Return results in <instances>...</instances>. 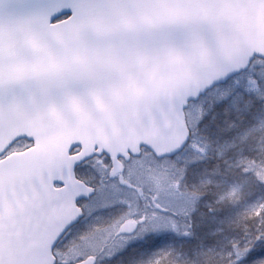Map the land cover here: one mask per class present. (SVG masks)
Here are the masks:
<instances>
[{
	"label": "snow or ice",
	"instance_id": "1",
	"mask_svg": "<svg viewBox=\"0 0 264 264\" xmlns=\"http://www.w3.org/2000/svg\"><path fill=\"white\" fill-rule=\"evenodd\" d=\"M0 264H264V0H0Z\"/></svg>",
	"mask_w": 264,
	"mask_h": 264
}]
</instances>
